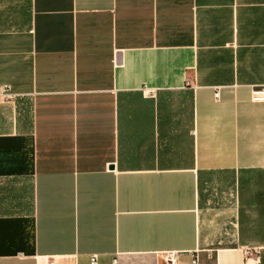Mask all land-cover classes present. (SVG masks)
Instances as JSON below:
<instances>
[{
    "label": "crops",
    "instance_id": "obj_1",
    "mask_svg": "<svg viewBox=\"0 0 264 264\" xmlns=\"http://www.w3.org/2000/svg\"><path fill=\"white\" fill-rule=\"evenodd\" d=\"M259 86L264 0H0V264H264Z\"/></svg>",
    "mask_w": 264,
    "mask_h": 264
},
{
    "label": "built area",
    "instance_id": "obj_2",
    "mask_svg": "<svg viewBox=\"0 0 264 264\" xmlns=\"http://www.w3.org/2000/svg\"><path fill=\"white\" fill-rule=\"evenodd\" d=\"M5 91L4 89H0V96H5ZM213 98L216 99L217 98V90H214L213 93ZM250 100L252 102H264V86H259V87H255L253 88V90L250 92ZM166 261L168 262V264H174V258L175 255L174 254H167L165 255ZM197 258L196 257H192L190 259V263L191 264H197ZM89 263L90 264H94V257H90L89 258ZM35 264H54L53 259H49L47 257H37L35 260Z\"/></svg>",
    "mask_w": 264,
    "mask_h": 264
}]
</instances>
